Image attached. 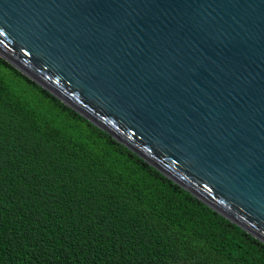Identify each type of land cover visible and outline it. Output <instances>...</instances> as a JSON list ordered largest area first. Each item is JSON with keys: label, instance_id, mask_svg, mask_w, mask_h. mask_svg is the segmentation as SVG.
<instances>
[{"label": "water", "instance_id": "1", "mask_svg": "<svg viewBox=\"0 0 264 264\" xmlns=\"http://www.w3.org/2000/svg\"><path fill=\"white\" fill-rule=\"evenodd\" d=\"M0 55L264 242V0H0Z\"/></svg>", "mask_w": 264, "mask_h": 264}, {"label": "trees", "instance_id": "2", "mask_svg": "<svg viewBox=\"0 0 264 264\" xmlns=\"http://www.w3.org/2000/svg\"><path fill=\"white\" fill-rule=\"evenodd\" d=\"M0 264H264V242L0 55Z\"/></svg>", "mask_w": 264, "mask_h": 264}]
</instances>
